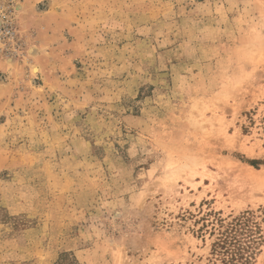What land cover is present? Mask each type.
Wrapping results in <instances>:
<instances>
[{
  "label": "rangeland",
  "instance_id": "obj_1",
  "mask_svg": "<svg viewBox=\"0 0 264 264\" xmlns=\"http://www.w3.org/2000/svg\"><path fill=\"white\" fill-rule=\"evenodd\" d=\"M14 6L0 264H213L203 218H263L264 0Z\"/></svg>",
  "mask_w": 264,
  "mask_h": 264
},
{
  "label": "trees",
  "instance_id": "obj_2",
  "mask_svg": "<svg viewBox=\"0 0 264 264\" xmlns=\"http://www.w3.org/2000/svg\"><path fill=\"white\" fill-rule=\"evenodd\" d=\"M264 121V118H263ZM255 166L260 160H249ZM264 215V211L262 212ZM254 210L222 218H203V226L212 238L209 261L213 264H254L264 240L263 218L259 221Z\"/></svg>",
  "mask_w": 264,
  "mask_h": 264
},
{
  "label": "built area",
  "instance_id": "obj_3",
  "mask_svg": "<svg viewBox=\"0 0 264 264\" xmlns=\"http://www.w3.org/2000/svg\"><path fill=\"white\" fill-rule=\"evenodd\" d=\"M14 2L15 0H0V50L11 53L19 46Z\"/></svg>",
  "mask_w": 264,
  "mask_h": 264
}]
</instances>
